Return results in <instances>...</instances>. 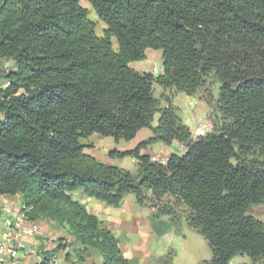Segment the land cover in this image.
Here are the masks:
<instances>
[{
  "label": "trees",
  "instance_id": "16d2710c",
  "mask_svg": "<svg viewBox=\"0 0 264 264\" xmlns=\"http://www.w3.org/2000/svg\"><path fill=\"white\" fill-rule=\"evenodd\" d=\"M87 1L102 35L80 0H0V58L17 68L0 89V195H19L29 221L66 226L80 262L93 249L101 264H130L106 221L72 196L78 189L113 207L133 194L154 208L152 222L165 216L176 230L183 220L210 249L198 264L264 258V222L247 213L264 203V0ZM148 48L161 50L157 76L129 66ZM211 73L219 122L194 136L153 84L191 96ZM142 128L152 137L109 152L134 158L136 173L81 143L94 133L129 141ZM153 140L184 150L153 161L141 153ZM70 245L60 241L38 264L61 251L68 260ZM163 264H175L172 251Z\"/></svg>",
  "mask_w": 264,
  "mask_h": 264
},
{
  "label": "rangeland",
  "instance_id": "374dc122",
  "mask_svg": "<svg viewBox=\"0 0 264 264\" xmlns=\"http://www.w3.org/2000/svg\"><path fill=\"white\" fill-rule=\"evenodd\" d=\"M80 4L88 10V17L95 23L96 34L102 35L105 25L90 3L87 0H80ZM112 47L117 49V42L114 37L112 38ZM151 51L156 54L151 56ZM160 57V49H149L147 58L132 61L129 66L134 69L142 68L157 76L162 71ZM11 70L16 71L17 68L14 66ZM6 74L2 75L0 79L2 88L6 87L5 81L8 79L5 76ZM219 85V81L211 73L198 91L191 96H185L183 92L172 95L170 89L163 90L156 83L153 84V90L162 106H166V101L173 97L171 102L177 106L181 120L191 129L209 121L211 124V130L209 131H212L214 118L216 117L218 122L220 118L216 109ZM210 115L211 117H209ZM157 120L158 115L156 114L153 125L157 124ZM147 131V128H143L139 132L135 144L130 140L115 141L113 137H104L99 134H92L86 139H81V143L85 147V152L93 155L97 160L136 173L137 161L134 158L129 156L111 158L109 152L113 150L126 151L134 148L140 141L149 139ZM166 145L160 140H153L146 148L142 149L143 151L141 150V153L149 154L153 161L164 163L171 153H180L178 143H172L168 145L169 149L163 150ZM72 196L80 201L84 200L90 207L95 206L97 216L106 221L107 226L119 239L121 250L124 256L129 259L130 264H163L170 251L173 252L175 264H198L203 260H209L211 257L210 249L204 238L183 220L178 230L169 224L165 216L155 218L152 222L150 218L155 212L154 208L149 204H138L133 194H127L120 207H113L106 202L86 195L82 197L81 189L73 191ZM247 213L264 222V203L251 205ZM156 229H165V231L159 232ZM79 246V243L75 247L71 243L68 248L70 254L68 260H66L67 262L64 259L65 251L58 253V258L60 260L64 259L67 264H101L100 254L93 250L85 254V262L78 261V256L73 250ZM230 264H264V258L252 262L247 255H236L230 261Z\"/></svg>",
  "mask_w": 264,
  "mask_h": 264
},
{
  "label": "crops",
  "instance_id": "0c3cea01",
  "mask_svg": "<svg viewBox=\"0 0 264 264\" xmlns=\"http://www.w3.org/2000/svg\"><path fill=\"white\" fill-rule=\"evenodd\" d=\"M149 49H151V48H148L145 51L146 58H147V54L149 53ZM155 54L156 53L151 51V56L155 55ZM160 64H161V57H160ZM14 66L15 65L12 62L7 61L3 58H0V79H1L2 75L11 71V69ZM142 66L143 65L141 64V67ZM136 70L146 71V70H143L142 68L136 69ZM0 89H3L1 87V82H0ZM167 89H170V92H172V95L177 94V93H179V94L181 93V92L176 91L174 88H163V90H167ZM183 94H185V93H183ZM185 96H188V95L185 94ZM172 98L173 97H170L171 101H173ZM172 104H173V102H172ZM142 130H143V128L137 132L136 136L132 140H130V142H134V144H135V142L137 140V136H138L139 132H141ZM147 130H148L147 131L148 138L152 137V133H151L150 129L147 128ZM190 130L193 131V129H191V128H190ZM94 134H96V133H94ZM172 143H178V142L173 141ZM178 144L180 146V153H177V154H181L183 152L184 148L180 143H178ZM169 148L170 147L168 145H166L163 148V150L169 149ZM165 162H166V160H165ZM81 196L84 197V195H82V194H81ZM81 201L83 204H86V202H84V200H81ZM86 205H85L86 208L90 212H93L94 214L98 215V213L96 212L95 206L90 207L88 204H86ZM22 206H23L22 199L19 195H13V196L0 195V243L3 242V243H7V244L8 243L15 244L17 246V256H18V259L21 262V264H38V263H40L42 258H43V252L46 250H51V249L55 248L57 246V244L62 240L64 242L72 243L74 247L78 246V243L75 241V238L68 233L66 226L57 225L53 221L48 220V219H44V218H40V219H37L34 221H29L24 217L22 219V222H21L23 225L29 226L30 224L35 223L37 226L36 231L33 235L27 236L26 238H24L22 236V233L19 231V229H17L14 226L9 227L6 224V219L9 218V219L15 220L19 216L23 215V213L21 211ZM6 209H9L10 211L6 212L5 211ZM91 250H93V249H90L89 252H91ZM93 251H95V250H93ZM61 252H59V253H61ZM58 256L59 255H56V257H55L56 259L54 260V262H56V264H67L66 260H65L66 262L64 261V259L60 260V258H58ZM99 260H101V259H99ZM100 263H101V261H100ZM0 264H10V263L8 261H3V262H0Z\"/></svg>",
  "mask_w": 264,
  "mask_h": 264
},
{
  "label": "built area",
  "instance_id": "2783aa9c",
  "mask_svg": "<svg viewBox=\"0 0 264 264\" xmlns=\"http://www.w3.org/2000/svg\"><path fill=\"white\" fill-rule=\"evenodd\" d=\"M5 85H9V81H5ZM211 130V124L209 121H206L205 123L199 124L198 126H195L192 133L194 136L204 135L207 131ZM6 212H9V209L5 210ZM24 218V215L19 216L15 220L12 219H6V224L9 227H16L19 229V231L22 233V236L26 238L27 236H31L36 231V224L32 223L29 226L23 225L22 219ZM8 261L10 264H21V262L18 259L17 256V246L12 243H0V262Z\"/></svg>",
  "mask_w": 264,
  "mask_h": 264
}]
</instances>
